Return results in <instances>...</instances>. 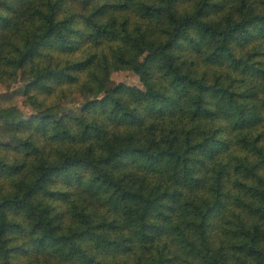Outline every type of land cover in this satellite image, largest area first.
<instances>
[{"label":"trees","instance_id":"1","mask_svg":"<svg viewBox=\"0 0 264 264\" xmlns=\"http://www.w3.org/2000/svg\"><path fill=\"white\" fill-rule=\"evenodd\" d=\"M122 69L143 86L109 87ZM20 71L1 264H264V0H0Z\"/></svg>","mask_w":264,"mask_h":264},{"label":"rangeland","instance_id":"2","mask_svg":"<svg viewBox=\"0 0 264 264\" xmlns=\"http://www.w3.org/2000/svg\"><path fill=\"white\" fill-rule=\"evenodd\" d=\"M112 81L109 83V87L114 86L118 83H124L127 85H135L142 87V82L139 76L132 70L122 69L116 70L111 73ZM26 77L23 72H19L18 81L13 82L9 79L3 81L0 79V109L3 108H18L22 113V117L26 120L31 119L34 115L37 114V109L33 107V102H31L32 98L27 96L26 93ZM66 94L71 92V94L64 98L63 105L69 110H78L83 105V103L87 100V98L79 92L74 91V88L68 87L64 88ZM59 94H62L59 91ZM38 96L35 99L34 104H38L42 101V98ZM58 98V97H57ZM40 100V101H38ZM47 100V99H46ZM2 121L0 119V142L13 144V142L8 138V136L2 135ZM2 260H0V264Z\"/></svg>","mask_w":264,"mask_h":264}]
</instances>
